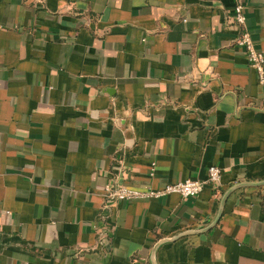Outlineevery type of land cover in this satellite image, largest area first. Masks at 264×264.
Instances as JSON below:
<instances>
[{
    "label": "crops",
    "instance_id": "0c3cea01",
    "mask_svg": "<svg viewBox=\"0 0 264 264\" xmlns=\"http://www.w3.org/2000/svg\"><path fill=\"white\" fill-rule=\"evenodd\" d=\"M234 2L0 0V264H264V185L222 203L264 180ZM241 2L264 54V0ZM210 165L195 197L104 196Z\"/></svg>",
    "mask_w": 264,
    "mask_h": 264
},
{
    "label": "built area",
    "instance_id": "2783aa9c",
    "mask_svg": "<svg viewBox=\"0 0 264 264\" xmlns=\"http://www.w3.org/2000/svg\"><path fill=\"white\" fill-rule=\"evenodd\" d=\"M233 21L239 28L236 43L239 44L248 60V65L255 72L258 82L264 86V54L258 50L251 38L246 25L245 7L241 0H235ZM221 169L217 165H210L207 168L205 179L188 178L182 181L166 184L157 190H137L124 185L106 186L104 196L113 201H131L139 198H160L170 193H177L183 198L195 197L205 184L219 186Z\"/></svg>",
    "mask_w": 264,
    "mask_h": 264
},
{
    "label": "water",
    "instance_id": "95a60500",
    "mask_svg": "<svg viewBox=\"0 0 264 264\" xmlns=\"http://www.w3.org/2000/svg\"><path fill=\"white\" fill-rule=\"evenodd\" d=\"M258 185H264V180L238 182V183L232 185L228 190H226V191L224 192L223 197H222V203L224 202V200H225L226 196L228 195V193H230L232 190H234V189H236V188H238V187H241V186H258ZM220 208H221V205H220ZM220 211H221V210H219V212H218L217 218H218L219 215H220ZM217 218H216V219H217ZM185 234H187V232H183V233L177 234V235H175V236H173V237H170V238H164L162 241H165V240H166V241H167V240H174V239H176V238H178V237H180V236H183V235H185Z\"/></svg>",
    "mask_w": 264,
    "mask_h": 264
}]
</instances>
